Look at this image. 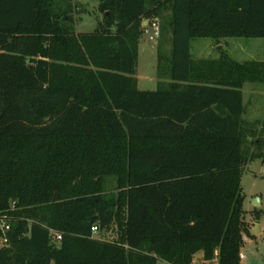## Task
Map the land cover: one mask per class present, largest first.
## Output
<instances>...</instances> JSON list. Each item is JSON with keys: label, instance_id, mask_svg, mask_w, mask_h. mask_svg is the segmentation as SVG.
<instances>
[{"label": "trees", "instance_id": "trees-1", "mask_svg": "<svg viewBox=\"0 0 264 264\" xmlns=\"http://www.w3.org/2000/svg\"><path fill=\"white\" fill-rule=\"evenodd\" d=\"M98 2L104 20L78 33L71 5L0 0V264H241L243 146H264L243 87L264 62L194 60L191 42L264 38V0ZM164 10L173 83L140 90L143 22Z\"/></svg>", "mask_w": 264, "mask_h": 264}, {"label": "rangeland", "instance_id": "rangeland-1", "mask_svg": "<svg viewBox=\"0 0 264 264\" xmlns=\"http://www.w3.org/2000/svg\"><path fill=\"white\" fill-rule=\"evenodd\" d=\"M63 8L68 5L74 8V27L78 33L93 32L99 22L104 20V13L98 9V0H56ZM81 11V12H79ZM149 21L143 22L144 34L140 40L139 58L136 67V77L140 90L167 89L170 79V54H171V25L169 12L164 10L158 17L159 33L155 36L154 29ZM223 46L228 56L238 62L244 63L254 59L264 61V38L231 37L224 40L211 38H194L191 42V53L194 60L219 59L220 52L216 45ZM222 46V45H220ZM161 59V61H160ZM260 61V62H262ZM264 88L262 83H256ZM245 119L248 121H262L264 119V98L245 100ZM256 119V120H255ZM245 163L242 175V190L245 195L244 209L246 219H253L258 223V233L254 236L245 235L241 252L246 259L241 264H264V146L257 147L253 142H247L243 146ZM110 187L114 188L115 180H109ZM258 200L259 204L254 202ZM255 210H261L259 218H255ZM12 226L9 219L5 220ZM253 232V229H252ZM92 238L121 243V232L116 224L101 230L99 234L91 235ZM201 254V256L199 255ZM194 256L192 264H216L215 259L207 261L203 254ZM159 264H169L161 261Z\"/></svg>", "mask_w": 264, "mask_h": 264}, {"label": "crops", "instance_id": "crops-1", "mask_svg": "<svg viewBox=\"0 0 264 264\" xmlns=\"http://www.w3.org/2000/svg\"><path fill=\"white\" fill-rule=\"evenodd\" d=\"M225 39V38H224ZM224 39H221V40H224ZM220 45H222L221 47L223 48V50L222 51H220V50H218V47L220 46ZM224 45V43H219V44H217L216 45V49L220 52V55H219V57L221 56V53L224 51V47L225 46H223ZM254 60H256V59H254ZM256 61H258V60H256ZM260 61H262V60H260ZM262 62H264V61H262ZM173 82H172V80H171V78L170 79H168V81H167V84L168 85H171ZM256 83H258V82H246L245 83V85H244V87H243V96H244V105H245V100H246V98H248V99H250V98H252V99H254V100H257V99H262V98H264V88L263 87H260L259 85H257ZM264 85V83H262V85L261 86H263ZM256 120V119H255ZM251 121V120H250ZM247 220V222L250 224V226H251V233L253 234V235H255V234H257V233H253L252 232V229H255L256 228V224L258 223L257 221H253V219L251 218V219H246ZM258 228V227H257ZM244 239H245V236H244ZM242 253V252H241ZM244 256H245V254H244ZM246 259V256H245V258L244 259H242V260H245ZM242 260H241V262H242ZM215 261L217 262L216 264H218V259H215ZM201 264H208V262H205V261H202L201 262Z\"/></svg>", "mask_w": 264, "mask_h": 264}, {"label": "built area", "instance_id": "built-area-1", "mask_svg": "<svg viewBox=\"0 0 264 264\" xmlns=\"http://www.w3.org/2000/svg\"><path fill=\"white\" fill-rule=\"evenodd\" d=\"M149 23H150L149 24L150 27H152L154 29L155 36H158V33H159L158 19H154L153 21H151ZM5 220L6 219H2L0 221V233H1L0 234V248L8 245L9 239H8L7 233L12 228V226L9 223H7ZM91 230H92L93 234H99L100 233V228L96 224L92 226ZM51 236H52V240H54V241H59L62 239V234L57 232V231H52ZM240 258H241V260L245 258L243 253L240 254Z\"/></svg>", "mask_w": 264, "mask_h": 264}, {"label": "water", "instance_id": "water-1", "mask_svg": "<svg viewBox=\"0 0 264 264\" xmlns=\"http://www.w3.org/2000/svg\"><path fill=\"white\" fill-rule=\"evenodd\" d=\"M218 50L222 51L223 48H222L221 46H219V47H218ZM254 204H255V205H258V204H259V201L256 200V201L254 202ZM95 220H97V217H93L92 221H95ZM258 232H259V231H258V228H257V226H256V228L253 229V233H258ZM199 255L201 256V254H199Z\"/></svg>", "mask_w": 264, "mask_h": 264}]
</instances>
